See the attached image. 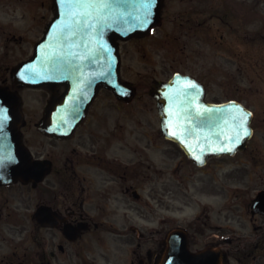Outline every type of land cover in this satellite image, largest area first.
<instances>
[{
	"label": "flooded vegetation",
	"instance_id": "obj_1",
	"mask_svg": "<svg viewBox=\"0 0 264 264\" xmlns=\"http://www.w3.org/2000/svg\"><path fill=\"white\" fill-rule=\"evenodd\" d=\"M11 1L16 0H0V5ZM47 2H41L45 8ZM174 3L164 2L163 25L150 43L154 60L158 62L160 42L174 37L179 47L177 41L184 35L188 46L200 47V66L191 51L184 61L173 59L172 44L169 57L174 64L168 65L160 53L155 75L180 68L208 86V43L217 42V51L224 49L226 25L237 31L227 47L245 52L249 41L253 48L251 29L240 34L235 27L239 19L231 10L238 7L225 0H190L180 11L170 6ZM244 14L249 23L254 21L255 4L245 7ZM11 58L3 56L0 63L4 84L12 83ZM64 89L60 87V93ZM105 93L70 139H53L56 149H47L25 116L24 141L46 172L40 180L0 183V264H162L167 239L176 229L183 230L190 251L209 250L221 264H264V97H251L250 149L241 155L212 157L200 167L182 149L137 148L136 140L144 136L134 125L158 120L155 106L145 107L139 88L131 102L114 103L116 108ZM112 109L118 111L114 117L108 114ZM132 125L135 132L129 135ZM159 154L162 160L155 162ZM187 161L195 172L182 176L177 169Z\"/></svg>",
	"mask_w": 264,
	"mask_h": 264
},
{
	"label": "water",
	"instance_id": "obj_2",
	"mask_svg": "<svg viewBox=\"0 0 264 264\" xmlns=\"http://www.w3.org/2000/svg\"><path fill=\"white\" fill-rule=\"evenodd\" d=\"M55 3L57 17L45 38L37 44L33 58L16 72L17 82L31 86L48 83L55 89L58 83H66L69 87L72 81L77 89L81 71L87 72L83 67L95 65L98 75L91 84L93 92L105 85L121 97L126 87L120 80L116 38L151 31L160 22L161 0H55ZM92 35H98V40H92ZM105 59L107 69L103 73ZM76 94L79 101L71 103L68 110L64 109L66 116L55 112L64 122L69 117L74 119L73 125L83 117L93 96ZM156 96L165 136L179 142L195 160L235 154L247 147L252 135V116L240 103L207 104L204 86L182 74L162 83ZM74 98L77 97L72 92L70 99ZM17 99L16 94L0 87V102L16 107ZM59 101L54 96L51 115ZM13 117L14 112L0 103V149H8L11 144L13 149H23L21 137L13 129L16 124ZM11 174L14 178L28 177L25 161L19 162ZM181 264H188V261L183 260Z\"/></svg>",
	"mask_w": 264,
	"mask_h": 264
},
{
	"label": "rangeland",
	"instance_id": "obj_3",
	"mask_svg": "<svg viewBox=\"0 0 264 264\" xmlns=\"http://www.w3.org/2000/svg\"><path fill=\"white\" fill-rule=\"evenodd\" d=\"M180 1V0H178ZM168 2H171L169 0ZM258 7L263 8L264 13V0H257ZM22 3V2H21ZM188 2L179 3L177 6L170 5L172 7H176L180 11H184L185 7L187 6ZM23 4V3H22ZM48 4L51 5V0L48 1ZM15 8V6H14ZM50 10L47 11V15L43 17V13L46 11L43 7H40L39 5L36 6V12L37 15L35 18L30 19L28 17V10L24 9L18 12L19 18L13 19V18H1L0 17V55L2 54V51L8 50L7 42L12 36V34H22L23 40L18 39V43H16L17 48L20 47L22 49H25V51H20L18 48L17 52L14 51L13 53L16 54V56L11 55V61L13 62L15 57L18 60V57L23 55L25 52H29L31 47L35 44V42L41 37V35L44 32L46 20L52 16L53 14V7L49 6ZM32 22V25L30 26L28 22ZM41 21V23H40ZM46 22V23H45ZM257 39H256V47L252 48L247 46V49L245 52H232L231 50L235 49L224 47V49H219V51L216 53L214 51L213 53H209V61H208V76H209V84L211 85V93L210 97H219L221 99H229L231 97H236L238 95L242 96L241 98L245 99L248 103L250 102V97L254 94H259L260 96L264 93V17L261 18L258 17L257 21ZM5 26V27H4ZM4 30V31H3ZM182 40L179 41V47H176V42L174 37L172 38V42L175 45V56H173V59L180 58V60L186 59V54H188L191 51V58L192 60H195L196 63L200 66V55H201V49L198 47V45L195 43H192L191 47L186 44L185 36L183 35ZM228 40V39H227ZM211 43V42H210ZM10 45V44H9ZM211 45V44H210ZM212 45L215 48L216 43H212ZM216 49V48H215ZM237 49V48H236ZM240 49L242 47L240 46ZM27 50V51H26ZM127 50V49H126ZM142 53H145V50L140 51ZM139 53L132 52L130 47L129 50L126 51V67H127V73L129 71L128 77L129 78H135L138 79L141 77L142 70L146 69L148 71L153 72L152 67L155 65V69L160 71V63H159V56L160 53L156 52L157 54V63L154 62V57L151 54V56L146 59L143 57L141 59V55ZM163 56L164 58H167V64L170 63L174 64V62L171 61L169 57V53L167 51L166 55L164 54L165 51L163 50ZM128 58V61H127ZM149 64V66H148ZM151 65V66H150ZM182 67L187 66V63L180 64ZM148 66V67H147ZM199 66L193 67V69L196 70V72L201 73V69ZM220 67V68H219ZM219 68V69H218ZM139 76H136L139 74ZM126 79V78H125ZM127 80V79H126ZM23 95H29L30 98L27 99V102L29 106L34 109L37 107V101L36 97L39 96L42 99H47L49 97L48 90L45 88H41L37 90V92L28 90V89H20ZM34 96V97H31ZM109 97V96H107ZM145 98V107L154 108L155 103L153 100V97H150L144 93ZM111 101L110 103L113 104V99L110 97ZM103 99L99 101V103ZM116 108V107H115ZM27 109L29 107L27 106ZM114 113H118V111L115 109L112 111ZM113 115V114H112ZM119 118L117 119V121ZM123 121L119 122L121 124ZM130 122V121H129ZM131 124V123H130ZM133 124V123H132ZM134 125V124H133ZM133 125L129 127V135H132L134 133ZM139 129V133L142 136L145 137L144 142L143 139L139 138V140H136L138 143L137 148L138 149H145L147 147H150L149 149H180L177 144H175L172 141L166 140L162 138L161 133L159 134L158 129L159 125L157 120L154 122H139L134 125ZM115 127V126H114ZM147 136V137H146ZM149 136H151L152 141L149 140ZM48 147L50 149H56L53 145L48 144ZM140 147V148H139ZM145 147V148H142ZM129 149H136L129 145ZM151 158L153 157L151 154L149 155ZM162 158L159 155L155 157V162H161ZM178 172L184 176L185 174H188L190 172H195V169L188 163H185L184 166H181V168L177 169ZM150 173L154 172V170L149 171Z\"/></svg>",
	"mask_w": 264,
	"mask_h": 264
}]
</instances>
